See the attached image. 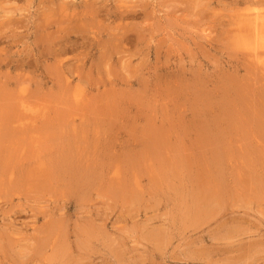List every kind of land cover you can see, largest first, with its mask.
I'll list each match as a JSON object with an SVG mask.
<instances>
[{"label":"rangeland","instance_id":"1","mask_svg":"<svg viewBox=\"0 0 264 264\" xmlns=\"http://www.w3.org/2000/svg\"><path fill=\"white\" fill-rule=\"evenodd\" d=\"M242 1L0 0V264H264Z\"/></svg>","mask_w":264,"mask_h":264},{"label":"bare ground","instance_id":"2","mask_svg":"<svg viewBox=\"0 0 264 264\" xmlns=\"http://www.w3.org/2000/svg\"><path fill=\"white\" fill-rule=\"evenodd\" d=\"M241 2V1H240ZM239 3V2H238ZM242 3H243V1H242ZM246 6H245V5ZM242 5V4H241ZM243 6H245L246 8H244V13L243 14H241V17H242V22L244 23V26H242L243 28V30H246L247 32H248V34H249V36H250V38L253 40V43H254V51H256V50H258L260 47H262L263 45H264V11L263 10H261V8H264V0H247V1H245V3H243ZM260 6V7H259ZM127 8V7H126ZM130 8V7H129ZM132 8V7H131ZM65 10V9H64ZM66 10H67V8H66ZM13 11V10H12ZM88 12H90L89 10H88ZM92 12V11H91ZM14 13V12H13ZM94 13V12H93ZM91 14V13H90ZM120 15V14H119ZM122 15H123V13H122ZM138 15V14H137ZM4 16V15H3ZM94 16V15H93ZM124 16V15H123ZM11 22V21H10ZM241 22V23H242ZM242 23V24H243ZM3 25V24H2ZM3 28V27H2ZM9 28V27H8ZM241 29V25H240V30H242ZM2 30V29H1ZM242 30V31H243ZM245 31V32H246ZM240 32V31H239ZM1 33V32H0ZM3 33V32H2ZM59 38V37H58ZM51 39V38H50ZM49 39V40H50ZM53 39V38H52ZM61 39V38H60ZM65 39V38H64ZM68 39V38H67ZM52 41V40H51ZM54 41V40H53ZM52 41V42H53ZM68 41V40H67ZM85 41V40H84ZM68 42H70V41H68ZM67 42V43H68ZM0 43H1V41H0ZM252 43V44H253ZM2 44V43H1ZM55 44V43H54ZM61 46L59 47V50H57L56 51V54L57 55H54V59H56L57 58V60H59V62H57L58 64L60 63L61 64V67H63V68H65L64 66H69V63H67L64 59H63V56H66V55H63V53H65L64 51H62V48L64 47L63 45H65L64 43H62V42H60L59 43ZM69 44V43H68ZM67 45V44H66ZM71 45V44H70ZM49 46V45H48ZM74 46V45H73ZM56 47H58V44L56 45ZM71 47H72V45H71ZM84 47H86V46H84ZM53 48V47H52ZM66 49H67V47H65ZM78 48V47H77ZM48 49H50V47L48 48ZM74 50V49H73ZM86 50V49H85ZM44 51H46V50H44ZM43 51V52H44ZM47 51H51V50H47ZM53 51H55V50H53ZM52 52V51H51ZM66 52H68V50L66 51ZM73 52V51H72ZM105 53V52H104ZM47 54V53H46ZM51 54H53V52L51 53ZM51 54L49 53V56H51ZM264 54V53H263ZM63 55V56H62ZM103 55V54H102ZM48 56V57H49ZM55 56H56V58H55ZM255 56H256V59H257V62L258 63H260V64H263L264 65V59L263 58H261V56L259 55V53L258 52H255ZM56 60V61H57ZM5 63H7V62H5ZM26 64V63H25ZM5 65V64H4ZM28 65V64H27ZM7 66V65H6ZM68 68V67H67ZM23 70V69H22ZM64 70V69H63ZM67 70V69H66ZM69 70V69H68ZM78 73V72H77ZM60 74H61V72H60ZM68 76V75H67ZM71 77V76H70ZM17 78L18 77H16V79L15 80H17ZM82 78V77H81ZM4 79V78H3ZM22 80V79H21ZM6 86V85H5ZM4 86V87H5ZM235 86V85H234ZM236 88H237V86H236ZM10 90V89H9ZM8 90V88H7V91H9ZM238 91H240V90H238ZM246 93V92H245ZM9 94V93H8ZM244 94V93H243ZM13 96L14 95H16V94H12ZM4 96H6V95H4ZM247 96H245V98H246ZM11 98V97H10ZM13 98V97H12ZM4 99V98H3ZM5 100V99H4ZM6 100H7V98H6ZM13 100H14V98H13ZM243 101H244V99H243ZM246 101V100H245ZM244 101V102H245ZM2 104V103H1ZM1 108V107H0ZM9 111V110H8ZM234 111V110H233ZM4 112V111H3ZM235 112V111H234ZM6 113V112H5ZM247 119H249V118H247ZM4 120V119H3ZM2 120V121H3ZM244 121H246V120H244ZM1 122V121H0ZM15 138V137H14ZM1 147V146H0ZM16 152V151H15ZM217 156V155H216ZM215 156V157H216ZM218 157H216V159H217ZM3 159H4V157H3ZM17 163V162H16ZM68 164V163H67ZM16 166V165H15ZM12 167V166H11ZM71 168V167H70ZM18 169V168H17ZM73 169V168H72ZM78 169V168H77ZM85 170H87V169H85ZM8 171V170H7ZM11 171V170H10ZM78 171V170H77ZM76 171V172H77ZM80 171V170H79ZM78 171V172H79ZM83 171H84V168H83ZM82 171V172H83ZM21 171H19V173H20ZM24 172V171H23ZM63 172H64V169H63ZM72 172V171H71ZM86 172H88V171H86ZM27 173V172H26ZM75 173V172H74ZM90 173V172H89ZM79 174H81V172L79 173ZM88 174V173H87ZM92 173H90V175H91ZM76 175V174H75ZM82 175V174H81ZM81 175H78L79 176V178L81 177ZM22 176V175H21ZM6 177V176H5ZM23 177V176H22ZM84 177V176H83ZM85 178V177H84ZM12 180V179H11ZM89 181V180H88ZM8 182V181H7ZM12 182V181H11ZM78 182V181H77ZM83 183V182H82ZM9 184V183H8ZM37 184V183H36ZM10 185V184H9ZM5 186V185H4ZM7 187V186H6ZM4 188V187H3ZM87 189V188H86Z\"/></svg>","mask_w":264,"mask_h":264}]
</instances>
